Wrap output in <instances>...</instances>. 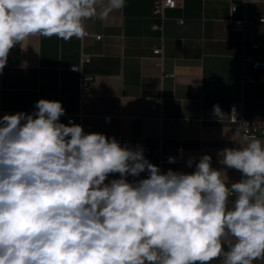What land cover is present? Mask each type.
I'll list each match as a JSON object with an SVG mask.
<instances>
[{
    "label": "clouds",
    "instance_id": "clouds-1",
    "mask_svg": "<svg viewBox=\"0 0 264 264\" xmlns=\"http://www.w3.org/2000/svg\"><path fill=\"white\" fill-rule=\"evenodd\" d=\"M124 6L125 0H0V74L11 49L29 37L82 38L85 20ZM35 109L0 118V264L264 259V141L243 136L219 153L223 166L242 174L229 185L208 154L187 159L188 168L195 163L190 173L162 172L139 144L86 133L71 119L62 123L60 101L40 99ZM213 114L224 116L218 104Z\"/></svg>",
    "mask_w": 264,
    "mask_h": 264
},
{
    "label": "crops",
    "instance_id": "crops-1",
    "mask_svg": "<svg viewBox=\"0 0 264 264\" xmlns=\"http://www.w3.org/2000/svg\"><path fill=\"white\" fill-rule=\"evenodd\" d=\"M153 1L125 0L122 9L103 19L85 20V31L101 35V40L36 35L15 46L0 74V112L31 114L38 100H57L65 109L62 123L71 119L90 125L86 133H103L122 145L139 144L157 166L160 148L180 156L162 172L190 173L195 163L188 168L187 159L198 162L208 154L212 166L224 170L226 184L237 182L242 174L223 166L219 153L241 141L240 126L229 121L233 102H243L246 120L264 123V23L252 20L254 15L264 17V3L248 2L244 13L232 14L231 5L241 0H180L177 8L167 11L162 31L155 28L161 20L152 15ZM243 15L244 33L232 30L227 21ZM162 41L165 51L160 58L153 50ZM252 42H258L259 49L252 61H245L243 52L251 50ZM82 50L92 55L85 71L95 78L83 109L80 75L70 70ZM247 77L252 81H245ZM160 97L163 106L155 108ZM216 104L224 113L220 119L213 114ZM256 139L264 141V134ZM114 178L119 175L109 177ZM233 200L229 198V206ZM222 259L211 264H222ZM254 264H264V259Z\"/></svg>",
    "mask_w": 264,
    "mask_h": 264
},
{
    "label": "built area",
    "instance_id": "built-area-1",
    "mask_svg": "<svg viewBox=\"0 0 264 264\" xmlns=\"http://www.w3.org/2000/svg\"><path fill=\"white\" fill-rule=\"evenodd\" d=\"M180 0H154L153 1V7H152V15L156 18H159L161 20V23L157 25L155 28L164 30L165 22L167 20V11L171 9H175L178 7ZM248 2H263L264 0H241L239 3H235L231 5V13L235 14L239 11H242L244 13L246 4ZM246 18L243 15L239 19H235L231 17L227 22L228 25L232 30H236L238 32L244 33L245 31V24H246ZM252 20H255L259 23H264V17L254 15L252 16ZM177 22L182 25L184 24V19H177ZM85 35L82 37V40L86 37H93L95 40H101V35H92L89 32L85 31ZM250 49H245L243 52V59L245 61H252L254 59V51L259 49L258 42H252L250 44ZM164 43H162L159 46H156L153 50L154 54L159 56L160 58H163L164 56ZM92 60V55L88 54L84 50H82L79 63L75 66H71L70 70L79 73L80 75V106L81 108H85L92 97V91H91V84L94 82L95 78L91 74H87L85 71V67L87 64H89ZM262 81H264V76H262ZM245 81H252L250 77L245 78ZM163 106V98L160 97L155 102L154 107L155 108H162ZM230 123L238 124L241 128V139L243 136H249L251 138H257L260 135L264 134V123H258V122H250L246 120L244 116V107L243 102L240 100L238 102H233L230 105ZM5 114H9L7 112H0V118H2ZM82 127L85 130L91 129L90 125L82 123ZM158 156H159V164L158 166L162 170V167L165 164H177L180 161V156L178 155H172V154H165L163 152V149L160 148L158 150ZM169 157H175L176 162L175 163H169L168 158ZM147 176V173L145 174Z\"/></svg>",
    "mask_w": 264,
    "mask_h": 264
}]
</instances>
